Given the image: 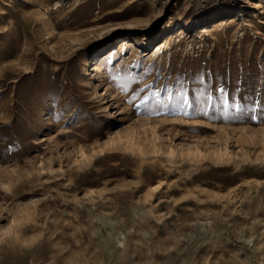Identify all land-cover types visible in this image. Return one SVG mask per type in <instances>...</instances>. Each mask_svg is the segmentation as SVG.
<instances>
[{"label":"rangeland","instance_id":"obj_1","mask_svg":"<svg viewBox=\"0 0 264 264\" xmlns=\"http://www.w3.org/2000/svg\"><path fill=\"white\" fill-rule=\"evenodd\" d=\"M0 264H264V0H0Z\"/></svg>","mask_w":264,"mask_h":264},{"label":"bare ground","instance_id":"obj_2","mask_svg":"<svg viewBox=\"0 0 264 264\" xmlns=\"http://www.w3.org/2000/svg\"><path fill=\"white\" fill-rule=\"evenodd\" d=\"M231 19L232 18H230V17L222 18V19L215 21L213 27H210V25L209 26L205 25L202 28L204 31L211 30V29H213V28H215V27H217L223 23H226L224 20L231 21ZM126 44H127V39H121V40H119V45L111 48L110 50L106 51L105 53H103L102 55H100L98 57L97 65H98V69H99L100 73L104 70V67L106 65V61L112 57H115L120 51L123 50V48L126 46ZM160 53H161V48L157 49L154 52V55L157 56Z\"/></svg>","mask_w":264,"mask_h":264},{"label":"snow or ice","instance_id":"obj_3","mask_svg":"<svg viewBox=\"0 0 264 264\" xmlns=\"http://www.w3.org/2000/svg\"><path fill=\"white\" fill-rule=\"evenodd\" d=\"M257 118H258V117L255 116V115L251 116V119H253V120H255V119H257Z\"/></svg>","mask_w":264,"mask_h":264}]
</instances>
